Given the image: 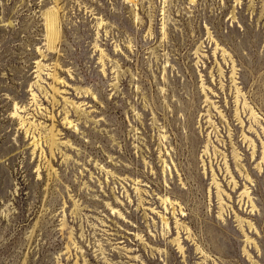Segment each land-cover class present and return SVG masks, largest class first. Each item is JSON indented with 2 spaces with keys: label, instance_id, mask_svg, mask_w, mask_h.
<instances>
[{
  "label": "rangeland",
  "instance_id": "374dc122",
  "mask_svg": "<svg viewBox=\"0 0 264 264\" xmlns=\"http://www.w3.org/2000/svg\"><path fill=\"white\" fill-rule=\"evenodd\" d=\"M0 264H264V0H0Z\"/></svg>",
  "mask_w": 264,
  "mask_h": 264
},
{
  "label": "bare ground",
  "instance_id": "6f19581e",
  "mask_svg": "<svg viewBox=\"0 0 264 264\" xmlns=\"http://www.w3.org/2000/svg\"><path fill=\"white\" fill-rule=\"evenodd\" d=\"M194 0H191V2H193ZM58 18H57V14L55 12H52L51 14H49L48 16V27H49V30H50V33H49V36H50V40H52V46H51V49H55L56 47V44H57V41H58V38H59V31L57 29V26H58ZM203 44L197 48L196 50V54L199 55L200 51H201V48H202ZM217 49V47H216ZM56 50V49H55ZM223 50V49H222ZM216 52V50H215ZM214 52V53H215ZM223 55L225 53V51H222ZM225 59V57H224ZM253 111V110H252ZM253 113L255 114V112L253 111ZM167 201V200H165ZM164 202V201H163ZM176 203V202H175Z\"/></svg>",
  "mask_w": 264,
  "mask_h": 264
}]
</instances>
